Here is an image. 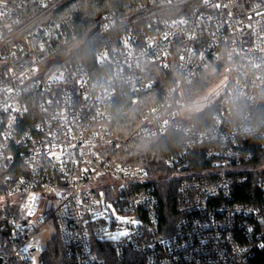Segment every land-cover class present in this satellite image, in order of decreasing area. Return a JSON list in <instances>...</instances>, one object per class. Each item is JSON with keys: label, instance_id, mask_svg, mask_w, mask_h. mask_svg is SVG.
Returning <instances> with one entry per match:
<instances>
[{"label": "built area", "instance_id": "obj_1", "mask_svg": "<svg viewBox=\"0 0 264 264\" xmlns=\"http://www.w3.org/2000/svg\"><path fill=\"white\" fill-rule=\"evenodd\" d=\"M72 1L0 0V264H48L56 241L71 264H247L264 250V0H140L136 12L189 11L122 30L94 63L76 52L121 18L101 14L80 36ZM154 68L172 79L153 103ZM206 69L227 82L197 129L181 107ZM143 102L137 135H186L162 176L113 154L126 140L112 121ZM161 179L178 180L171 224ZM119 226L127 235L109 239Z\"/></svg>", "mask_w": 264, "mask_h": 264}, {"label": "trees", "instance_id": "obj_2", "mask_svg": "<svg viewBox=\"0 0 264 264\" xmlns=\"http://www.w3.org/2000/svg\"><path fill=\"white\" fill-rule=\"evenodd\" d=\"M140 0H73L65 10L74 15L75 29L80 36L85 30L96 22L101 14H110L120 17L107 33L94 30L84 40V45L76 52L75 58L87 63H94L95 52L105 44H115L118 42L119 34L122 30L134 28L140 30L146 25V22L154 14L164 12L165 17H177L187 14L188 8H180V3L169 6H156L146 9L142 12H136V5ZM184 9V10H182ZM204 70L200 75L185 88L186 99L192 102L196 101L206 90V88L216 82L222 73L208 74ZM157 79L156 89L144 96H150L151 102L159 100L160 96L171 83L170 73L161 69L154 68V75ZM149 103L139 105L126 104L114 120L111 127L114 130L118 140L126 143L123 147L113 154L123 162L142 164L147 166L151 171L164 175L168 171L165 160L173 154L186 139V135L180 131H172L157 137L146 138L136 134V129L141 125V112ZM215 104L205 106L203 109L196 111L190 117V122L194 123L197 129H203L211 123V117L215 111ZM186 122L184 119H180ZM200 146L201 148L205 147ZM251 183L248 184V186ZM158 194L160 198V214L162 220L171 224L178 219V180H160L158 185ZM237 201H253L246 196H238ZM108 250V249H107ZM48 264H71L66 257L64 248L59 241L50 242L48 249L44 254ZM108 264H116L110 259ZM247 264H264V250L258 251L256 255L249 260Z\"/></svg>", "mask_w": 264, "mask_h": 264}, {"label": "rangeland", "instance_id": "obj_3", "mask_svg": "<svg viewBox=\"0 0 264 264\" xmlns=\"http://www.w3.org/2000/svg\"><path fill=\"white\" fill-rule=\"evenodd\" d=\"M227 79L226 77H220L216 82L209 85L204 93L194 102L188 104V106L181 107V112L183 115L189 114L187 117L190 118L192 113L195 111H199L203 109L205 106L210 105L218 96H220L223 92V89L226 85ZM117 218L119 223H123L125 226L126 223L129 221V215L127 214H117ZM124 226L117 227V230L111 232L109 235V239H113L112 237L115 236H121L122 233H126L127 229ZM50 229H46V233H48Z\"/></svg>", "mask_w": 264, "mask_h": 264}, {"label": "snow or ice", "instance_id": "obj_4", "mask_svg": "<svg viewBox=\"0 0 264 264\" xmlns=\"http://www.w3.org/2000/svg\"><path fill=\"white\" fill-rule=\"evenodd\" d=\"M30 215H31V213H29ZM123 235H127V233H122ZM113 239H115L116 237L115 236H113L112 237Z\"/></svg>", "mask_w": 264, "mask_h": 264}, {"label": "water", "instance_id": "obj_5", "mask_svg": "<svg viewBox=\"0 0 264 264\" xmlns=\"http://www.w3.org/2000/svg\"><path fill=\"white\" fill-rule=\"evenodd\" d=\"M45 248H46V246L44 245V246H43V249H45Z\"/></svg>", "mask_w": 264, "mask_h": 264}]
</instances>
